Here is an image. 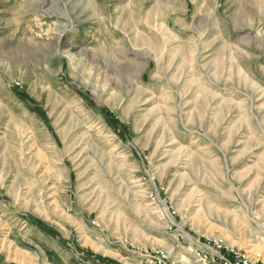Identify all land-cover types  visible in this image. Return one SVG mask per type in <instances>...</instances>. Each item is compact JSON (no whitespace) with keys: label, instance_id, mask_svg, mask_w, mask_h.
<instances>
[{"label":"rangeland","instance_id":"obj_1","mask_svg":"<svg viewBox=\"0 0 264 264\" xmlns=\"http://www.w3.org/2000/svg\"><path fill=\"white\" fill-rule=\"evenodd\" d=\"M213 238L264 262V0H0V264Z\"/></svg>","mask_w":264,"mask_h":264},{"label":"built area","instance_id":"obj_2","mask_svg":"<svg viewBox=\"0 0 264 264\" xmlns=\"http://www.w3.org/2000/svg\"><path fill=\"white\" fill-rule=\"evenodd\" d=\"M123 244L129 246L133 252L139 253L144 264H168L171 260L161 249L140 251L131 241L126 240ZM189 249L196 252L201 264H264L263 261L254 260L246 251L227 246L222 239L199 241L193 243V247Z\"/></svg>","mask_w":264,"mask_h":264},{"label":"bare ground","instance_id":"obj_3","mask_svg":"<svg viewBox=\"0 0 264 264\" xmlns=\"http://www.w3.org/2000/svg\"><path fill=\"white\" fill-rule=\"evenodd\" d=\"M223 240V239H222ZM133 245V244H132ZM134 246V245H133ZM232 248V247H231ZM164 252H165V254L168 256V253H167V251L166 250H164V249H162Z\"/></svg>","mask_w":264,"mask_h":264}]
</instances>
